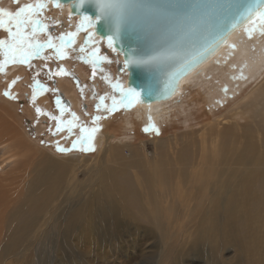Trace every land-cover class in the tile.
<instances>
[{"label":"rangeland","instance_id":"rangeland-1","mask_svg":"<svg viewBox=\"0 0 264 264\" xmlns=\"http://www.w3.org/2000/svg\"><path fill=\"white\" fill-rule=\"evenodd\" d=\"M35 4L44 5L33 12L39 23L25 31L33 45L39 42L44 46L35 49L27 63L19 62L18 55L6 60L0 47V264H264V188L258 186V203L247 197L241 201L244 203L230 205L228 214L220 209L224 188L218 185L217 175L212 179L217 198H211L208 188L204 191L202 178V169H207L204 158L212 159L217 167L218 155L213 158L211 141L221 145V136L229 141L251 126L245 124L242 129L241 124L249 122L247 117L251 113L240 112L234 103L253 88L258 77L245 80L240 89L234 88L238 89L234 96L216 102L220 98L217 92L230 88L227 84L221 86L222 82H219L221 88H215L217 80L214 83L213 79L220 77L216 66L220 63V67L227 66V61L219 58L210 64L214 65L212 73H204L208 72L209 78L205 76L203 83L197 80L179 88V100L169 104L166 120L147 121L142 112L136 118L130 115L133 109L126 110L120 104L126 76L123 68L120 71L116 68L121 66L120 57L104 40L84 32L83 27L80 34L84 38L75 43L68 32L75 17L67 13L61 18L56 16L53 11L57 10L47 2L0 0V9L4 10L0 18L7 22L5 13L14 14L25 5ZM50 26L55 27L52 32L45 29ZM12 30H16L14 25ZM9 39L6 28L0 27V40ZM49 39L65 53L63 58L57 55L56 48L47 46ZM18 67L25 71L26 77L20 80L17 92L4 88L10 73ZM61 68L65 74H57ZM71 74L78 76L80 82ZM62 78L74 90L76 107L71 103L66 108L56 94L61 91L72 102L64 86L58 85V79ZM50 81L52 86L48 88L54 102L45 90L41 93L46 101L40 102L33 96L34 88L43 83L49 85ZM127 120L132 124H126ZM94 127L97 131L90 141L93 150L84 151L87 142L81 139L86 134L82 129ZM216 127L220 135L215 138L213 133L218 130L212 132V129ZM152 132L157 135H150ZM105 133L114 135L109 143L115 144L124 158L116 159L98 151L101 144L104 148ZM204 140L208 143L206 150ZM157 141L166 142L167 148L162 150ZM142 145L146 157L157 162L144 170H155L156 174L153 179L133 178V197L119 198L108 180L94 170L102 162L96 157L101 153V157L110 161L108 170L119 168L129 153L133 155L132 151ZM28 147H32L31 151ZM61 148L68 150L60 151ZM41 152L56 160L69 159V169H62L64 164L60 162L56 178L49 174L38 184L30 181L52 167L45 166ZM33 153L36 155L32 156ZM234 158L226 160L224 167L243 169L242 165H235ZM162 171H166L165 181L177 193L179 204H164L156 193L163 183ZM161 203L166 205L164 209Z\"/></svg>","mask_w":264,"mask_h":264},{"label":"bare ground","instance_id":"bare-ground-1","mask_svg":"<svg viewBox=\"0 0 264 264\" xmlns=\"http://www.w3.org/2000/svg\"><path fill=\"white\" fill-rule=\"evenodd\" d=\"M47 3H48V5H51V3H49V2H47ZM52 6L54 9L57 10V11H53V13L60 18L63 17L64 14L67 13L66 6L57 7L56 5H53V4H52ZM45 9H47V6L45 7ZM74 20L75 19L71 20V26L69 27L68 32L71 34L70 38H73L75 43H79L84 38V35L80 34L81 28L83 26L78 21L74 22ZM247 26H249V25H247ZM254 27H256V31H254L250 37L245 33V31H244L245 27L234 32L229 37L226 44L221 49H219L218 53L210 61L205 63L200 69L195 71L191 76H186L184 79H182L180 86H179V88H183L189 82L194 83L197 80H201L203 83L205 81V78H204L205 76H208V78H209V74H207V73L208 72L212 73V70L214 69V65L211 66L210 64H213V62L218 60L219 58H222L223 60L227 61V66L220 67L221 63L218 65V67L216 66L220 77L215 78V80L213 79L214 83L216 80L218 81V79H219V81L218 82L216 81V83H215V85H216L215 88L220 87L219 82H222L221 86L223 84L224 85L227 84L226 86L230 87V88L223 89V90L220 89L221 92H217L215 90V92L218 93L217 96L220 97L218 100H216V102H218L219 100L223 101L227 96H234L235 91L238 90V89L234 90V88L240 89L242 84L245 83L244 82L245 80L251 81L253 79L255 80L258 77L256 79V82H255V85L253 86V88L248 90L242 97H240L234 103V108H240V112H243V113L250 112L251 113L250 117L249 118L247 117V121H249V122L241 124L242 129L245 128V124H246V126H249V125H251V126L247 127L248 129H246V130L243 129V131H244L243 133L234 135L229 141L224 140L223 136H221V138H222L221 145L219 144V142H216L214 144V142L211 141L212 143H211L210 148L213 147L212 148V153H214L213 158L218 155L217 156L218 157L217 158L218 159L217 167H215V162L212 159L204 158V160H203V165L205 168H207V169H202L203 177L201 176L203 178V183L205 185L204 191H206V189L208 188L209 189L208 194L211 195V198L212 197L215 198L217 196V194L215 193V192H217L216 184H215V182H213L214 180L212 181L213 176L217 175L218 185H221V187L224 188V191H222V193L220 195L221 202H222V203L220 202V204L222 205L223 208H220V209H223V211L225 213H228V214H229V210H230V205H235L241 201H244V200H246L247 197L251 198L253 201H255V203H258V199H259L258 198V186H261L262 188H264V34L261 33L258 26L254 25ZM25 33H26V37H27L29 33H27L26 31H25ZM85 36H86V34H85ZM89 36L94 38V35H92V34H90ZM27 39H29V38H27ZM105 43L109 46L108 42L105 41ZM60 44H62V42H60ZM229 45H233V47H229ZM109 47L112 48V46H109ZM215 64H217V63H215ZM209 67H211V69ZM206 71H208V72L206 74H204ZM10 74H11V76L8 77V79H7L8 82L6 81V83H5L6 87H4V88H6V89L8 88L11 91H16V88H19V86L21 85L20 80L23 81V79H25V77H26L25 71L22 68L18 67L16 69H13V71ZM212 78H214V77H212ZM210 81H212V80L210 79ZM225 82H227V83H225ZM239 82H242V83L239 84ZM58 83H59L58 85L64 86L65 92L67 94L71 95V99H72L71 103H72L73 107H76V105H77L76 99L74 98V94L72 93V92H74V90L71 88L69 81L67 79L62 78V79H58ZM235 83H237L238 85H236ZM215 88H213V89H215ZM179 90L176 92V95H177L176 97H180V93H178ZM41 91H42V89L38 85H36L34 88V91H33L34 95L33 94L32 95L36 96V98H38L40 102L41 101L43 102V101H46V97L43 96V93H41ZM213 92L214 91L211 90L212 98L215 97L214 94H212ZM176 97H174V98H176ZM174 98L172 100H169V101H159V102L150 103L148 105L137 106L135 109H133V110L131 109L133 114L131 113L130 115L138 118L143 113L145 115L146 119L151 118L149 120H154V119L157 120L159 118L158 119L159 121L161 119H162V121H164L167 119L166 116L168 115L167 112L169 110V104H171L174 101ZM212 98L210 100H212ZM177 100H179V99H177ZM85 107H86V104H85ZM248 107H250L251 109L250 110L247 109ZM237 114H238V112H237ZM242 116H243V114H242ZM128 123L132 124L131 121L127 120L126 124H128ZM235 125L237 126V125H239V123H236ZM260 126H261L262 133H259ZM220 127L221 126L219 125V128ZM219 128L216 127L214 129H212V132H215L216 130H218V132L213 133L215 135V138L220 135ZM84 135H86V134H83V136ZM103 136L105 137V139H104L105 145L103 148L102 144H101V146H99V148H98V151H101V153H103V154L108 153L109 156H113L116 159L124 158L125 155L123 156L119 152V150L117 149V146L115 144L112 145L111 143H109V140L113 139L114 135L111 133H105ZM157 139L158 138H156L155 140H157ZM258 139L260 141V146H258ZM157 143H161L160 146H161L162 150H165L167 148L166 142L162 143V141H157ZM193 144H195V143H193ZM122 145H124V144H122ZM124 146H126V145H124ZM220 146H221V148H220ZM143 147H144V145H142L140 147L137 146L135 148V150L132 151L133 155H131L129 153V155L127 156L128 159H125L126 162L121 167L115 168V169H112V168L109 170L107 169L108 165H109L108 163L110 161L107 158H105L104 156L101 157V153H99L98 156L96 157L97 160L101 158L102 162L100 164V168H98L97 166L95 168L94 167L93 168L95 171L99 172V177L101 175H103L108 180V182L111 184L112 189L114 190L115 196H117L119 198H131V197H133L135 190L133 188L134 186H133V180L132 179L134 178L135 180H138V177L153 179L154 175L156 174L155 170H151V171L144 170V169H147L148 167H150L151 163L156 162V161L150 160V158L146 157L148 155H146V153L142 152ZM203 147L205 150H206V147H208V143L206 140H204V142H203ZM31 149H32V147L29 148V151H31ZM38 149L39 148H36V150H38ZM258 151H259V154H258ZM28 154H29V152H28ZM231 154H233L232 157H235L234 158L235 165H238V166L242 165L243 169H241L239 167L237 169H231V168L224 167V162L226 160H229V158H232ZM34 155H36V153L32 154V156H34ZM46 155H47V159L45 160ZM40 157H41V160L46 164L45 166H47V167L52 166V167H50L49 171L46 172L45 174L44 173L41 174L40 178L30 180V181H34V183H36V184H38V182H40V180H42L43 178L45 179L46 176L49 174L52 175V177L54 176L56 178V176H58V174L60 172L59 171V163L60 162H63V164H64L62 166V169H69L68 164H67V160H69V159H67V158L65 160H61V161L56 160L54 157H52L48 154H45V152H41ZM47 160H48V162H47ZM32 161H33V159H32ZM176 162H178V161H176ZM42 164L39 163L38 165H42ZM95 164H97V163H95ZM153 164H155V163H153ZM153 164H152V166H154ZM75 166H76V163L71 164V170L72 171H73ZM221 166H223V167H221ZM161 174H162V180L161 181L163 182L162 186H161V190H160V192H156V190H154V191L161 195L162 203L169 204V205H171V204L176 205L179 202V198L177 197V193L173 192L172 185L169 184L167 181H165V179L167 178L166 171H162ZM181 174H182V172H181ZM175 175H177V174H175ZM37 176H39V175H37ZM177 176H174L175 180H176L175 177H177ZM24 177H25V175H24ZM29 177H31V176H29ZM31 178H33V177H31ZM177 178L179 179V176ZM56 181H57V179H56ZM116 182H118L119 185L115 184ZM49 183H51V182H49ZM155 183H157V182H155ZM156 185L157 184H155V186ZM38 186L40 187V185H38ZM30 187H31V185H30ZM114 187H116V188H114ZM50 188H51V186H50ZM155 188L157 189V187H155ZM153 189L154 188H152V190ZM210 190H213L214 192L210 193ZM44 193H47V192H44ZM147 193H149V192H147ZM60 195H62V193ZM99 198L97 197V199H99ZM162 203H161V207L164 209L166 205H162ZM241 203H244V202H241ZM195 204L197 205V203H195ZM194 207H196V206H194ZM216 208H218V206ZM238 210H240V208L239 209L237 208V211ZM218 211H219V208H218ZM231 211H232V209H231ZM206 212H208V210ZM233 212H235V211L233 210ZM76 216H78V215H76ZM76 216H74V217H76ZM234 217H236V214ZM66 218L67 219H65V220H68L67 216H66Z\"/></svg>","mask_w":264,"mask_h":264},{"label":"water","instance_id":"water-1","mask_svg":"<svg viewBox=\"0 0 264 264\" xmlns=\"http://www.w3.org/2000/svg\"><path fill=\"white\" fill-rule=\"evenodd\" d=\"M35 2H49L55 5L53 0ZM156 2L186 7L181 11L161 13L132 27L128 32L117 35L112 44V50L122 62L121 66L117 65V70L123 68L126 73L120 94V104L125 105L126 110L153 102L172 100L177 96L176 92L182 79L191 76L210 61L234 32L249 25L255 19L257 11L264 10L261 9L264 0H156ZM78 3L79 0H59L60 6H66L67 15L75 17L82 24L84 31H89L100 40L108 42L107 36L111 33L107 32L99 21L95 26H91L83 19L84 16L94 18L95 10L88 4L77 7ZM249 8L253 10L251 18L247 12ZM234 24L237 26L235 30ZM225 37L226 42H222ZM142 51L148 55H159L161 58L149 64L125 63L130 57L145 58L141 55ZM71 75L76 82H80L78 76ZM52 82L55 83L56 80L53 79ZM130 88L140 94L131 105L127 99V89ZM58 95L64 106L69 108L71 102L61 91ZM176 99L177 97L174 101ZM106 107L107 104L104 105V108ZM82 108H85V104Z\"/></svg>","mask_w":264,"mask_h":264},{"label":"snow or ice","instance_id":"snow-or-ice-1","mask_svg":"<svg viewBox=\"0 0 264 264\" xmlns=\"http://www.w3.org/2000/svg\"><path fill=\"white\" fill-rule=\"evenodd\" d=\"M53 2L57 7L60 6L59 0H53ZM82 4H88L95 10L94 18L84 16L83 19L91 26H95L99 21L101 26L104 27L107 32L111 33L107 36L109 46H112L117 35L128 32L130 28L146 22L161 13L181 11L186 7L182 5L173 6L157 3L156 0H79V3L76 6L80 7ZM43 7V4L25 5L14 14L5 13L8 17L7 22L0 18V27H5L10 37L7 41L0 40V47L4 49V56L6 57V60L12 59L18 55L21 57L19 62L27 63L28 59L34 54L35 49L44 46L39 44V42L33 45L31 40L27 39L24 31L27 28H33L34 25L39 23L38 19L34 17L33 12L36 9H42ZM261 9H264V3L261 4ZM252 11V8L247 10L249 18H251ZM3 12L4 10L0 9V13ZM13 25L15 26V31L12 30ZM254 25L258 26L261 33L264 34V10L257 11L255 13V19L251 21L249 26L244 28L245 33L249 37L254 31H256V27H254ZM236 27L237 26L234 24L233 30H235ZM32 35H34V32ZM61 39H63V37H61ZM222 42H226V37ZM47 46L56 48L57 55L60 58L64 57L65 53L60 51L57 45L51 43L50 39ZM229 47H233V45H229ZM81 51H83V48H81ZM141 55L145 58L133 59L130 57L125 61V63L149 64L154 63L161 58L159 55H148L147 52L143 51ZM57 74L65 73L61 68ZM127 93L129 105L138 99L140 95L135 89L131 88L127 89ZM7 94L8 93H6V95ZM37 111H39V109H37ZM98 119H100V117H94V120ZM96 131L97 129L95 127L91 129H82V132L86 133V135L82 136L81 139L87 142V146L82 150H93L90 141L93 139V134ZM73 147H75V143L73 144ZM59 150L67 151L68 149L61 148Z\"/></svg>","mask_w":264,"mask_h":264},{"label":"flooded vegetation","instance_id":"flooded-vegetation-1","mask_svg":"<svg viewBox=\"0 0 264 264\" xmlns=\"http://www.w3.org/2000/svg\"><path fill=\"white\" fill-rule=\"evenodd\" d=\"M45 29H47V31L49 32V31H51L52 32V30L53 29H55V27L54 28H52V26H50V27H47V28H45ZM85 32V31H84ZM116 68H117V66H116ZM46 69L47 70H49V68L48 67H46ZM70 75V74H69ZM72 77V76H71ZM73 78V77H72ZM74 79V78H73ZM51 81H52V79H51ZM50 81V84L49 85H46V84H42L41 85V89L42 90H45L46 91V93L48 94V97L51 99V102H54V97H53V94H52V92L49 90V88H48V86H52V82ZM48 84V83H47ZM57 94V96H59L58 95V93H56ZM59 98H60V96H59ZM60 100H61V98H60ZM62 101V100H61ZM63 103V102H62Z\"/></svg>","mask_w":264,"mask_h":264},{"label":"trees","instance_id":"trees-1","mask_svg":"<svg viewBox=\"0 0 264 264\" xmlns=\"http://www.w3.org/2000/svg\"><path fill=\"white\" fill-rule=\"evenodd\" d=\"M142 134H147V133H144L142 131H140ZM150 135H157L156 133L152 132V133H149Z\"/></svg>","mask_w":264,"mask_h":264}]
</instances>
